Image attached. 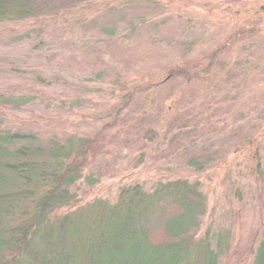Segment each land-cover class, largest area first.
I'll return each instance as SVG.
<instances>
[{
	"label": "rangeland",
	"instance_id": "rangeland-1",
	"mask_svg": "<svg viewBox=\"0 0 264 264\" xmlns=\"http://www.w3.org/2000/svg\"><path fill=\"white\" fill-rule=\"evenodd\" d=\"M58 1L0 22V94L33 98L4 108V126L94 141L99 181L72 188L75 206L113 204L134 183L198 181L199 233L228 229L222 264H251L264 219V0Z\"/></svg>",
	"mask_w": 264,
	"mask_h": 264
},
{
	"label": "trees",
	"instance_id": "trees-1",
	"mask_svg": "<svg viewBox=\"0 0 264 264\" xmlns=\"http://www.w3.org/2000/svg\"><path fill=\"white\" fill-rule=\"evenodd\" d=\"M58 2L0 0V22L41 15ZM32 100L0 94V264H222L231 232L199 233L207 202L198 181L160 180L148 190L134 183L113 204L97 198L75 206L72 188L99 181L88 167L94 141L4 126V108ZM260 227L251 264H264V219Z\"/></svg>",
	"mask_w": 264,
	"mask_h": 264
}]
</instances>
